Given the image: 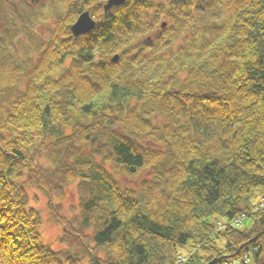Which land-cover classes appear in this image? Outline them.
Returning <instances> with one entry per match:
<instances>
[{
  "label": "clouds",
  "instance_id": "9594fccd",
  "mask_svg": "<svg viewBox=\"0 0 264 264\" xmlns=\"http://www.w3.org/2000/svg\"><path fill=\"white\" fill-rule=\"evenodd\" d=\"M0 264H264V0H0Z\"/></svg>",
  "mask_w": 264,
  "mask_h": 264
}]
</instances>
